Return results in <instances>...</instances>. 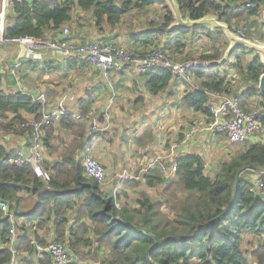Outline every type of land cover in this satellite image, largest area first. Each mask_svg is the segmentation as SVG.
Wrapping results in <instances>:
<instances>
[{
	"label": "trees",
	"instance_id": "16d2710c",
	"mask_svg": "<svg viewBox=\"0 0 264 264\" xmlns=\"http://www.w3.org/2000/svg\"><path fill=\"white\" fill-rule=\"evenodd\" d=\"M175 1L184 19L215 16L231 31H242L243 37L264 43V0H249L250 6L245 0ZM155 3L163 5L162 20L151 19L147 29L133 33L129 37L131 49L140 56L162 51L174 62L213 61L208 68L194 70L188 88L181 90L177 84L176 93L182 91L178 105L200 112L210 123L215 93L239 97L241 107L247 111L249 107L243 97L264 99L258 89L264 66L257 54L246 60L250 50L236 47L221 64L231 45L226 34L221 29L211 31L205 25L192 29L173 26L175 15L164 0H10L5 35L54 40L66 25L74 22L76 9L91 11L96 24L115 25L132 9ZM140 45L150 49L141 52ZM238 50L241 54L230 63L229 58ZM61 61L65 67L78 64L72 57ZM42 66V71L54 68L47 60ZM230 68L238 77H232ZM138 76L153 96L165 92L176 81L186 84L170 68L153 67ZM243 84L246 85L240 88ZM235 85L239 86L236 91ZM94 90L81 96L76 108H69L67 103L61 105L64 117L56 123L58 129L70 131L72 143L61 139L58 147L55 123L44 128L43 165L50 174V180L44 181L30 163L17 166L1 160L30 142V127L24 124L40 120L44 109L53 111L61 107L50 103L51 99L44 106L26 91H5L0 78V133L5 138L8 135L23 138L14 150L0 144V200L7 201L11 213L20 220L15 224L17 250L36 255L32 241L43 243L46 236L54 233V240L67 239L68 247L75 252L80 246L92 245L108 251L102 259L99 257L97 264H264V193L251 190L252 175L258 176L264 170V142L250 143L238 151L221 164L215 176L206 173L205 158L193 152L177 157L176 170L168 177L162 169H149L142 175L137 169L132 178L122 180L119 190L107 192L96 179L86 176L80 157L86 142L91 143L98 136L84 122L93 118L94 115H89L96 111L92 109ZM245 167L259 171L241 172ZM170 169L168 165L167 172ZM125 187L142 188L128 192ZM25 195L37 203V209L29 214L19 210ZM163 204L177 214L174 219L161 212ZM71 209L75 211L72 227ZM11 227L10 218L0 211V264L11 261ZM244 243L249 247L245 248ZM49 259L37 258L33 264H51Z\"/></svg>",
	"mask_w": 264,
	"mask_h": 264
},
{
	"label": "rangeland",
	"instance_id": "374dc122",
	"mask_svg": "<svg viewBox=\"0 0 264 264\" xmlns=\"http://www.w3.org/2000/svg\"><path fill=\"white\" fill-rule=\"evenodd\" d=\"M8 1L9 4L7 6V12L9 14L11 13V4L10 0ZM174 13H177L176 9ZM163 14V5L161 3H155L143 9H132L130 12L125 14L117 24L109 25L107 22L96 24L91 11L86 12L76 9L74 22L65 26V28L69 30L67 39L75 45H83L89 43L90 40H96L94 39L96 37L99 38L97 36L99 34L101 35L100 38L102 41H111L112 43L117 44L116 46H121L130 50L131 47L129 45V37L132 36L133 33L137 34L147 29L151 25V19L161 21ZM172 25L178 26L176 16ZM61 35L62 34H60V36ZM111 35L113 36L111 37ZM110 37L113 38V40ZM16 45L17 44L13 43L0 44V53H9L10 50H13V47L15 49ZM138 49L143 52L150 48L145 49L142 45H140ZM235 54L236 55L229 58L230 63H232L235 57L241 54V52L238 50ZM249 54L250 55H248L246 60L254 57L256 52L250 50ZM223 57H226V54ZM75 59L78 64L73 68L68 66L65 67L59 59H49V64H52L54 68L45 69L49 72L47 75L43 74L41 69L44 67L42 66L43 63L34 64L26 62L29 64V67H26L22 71L19 69L15 75L6 70V73L1 74L2 77L0 76V78H3L6 85V88L4 89L5 91H13L10 89L12 85L16 90H19L20 88L17 86L18 82L24 90L31 86L37 94H45L47 101L51 99L50 103H55L54 105L58 107L67 103L69 108H73L75 102H78V99L81 96H86L87 92L91 89L98 87L102 89L98 100L96 96V99L93 98L94 104L92 109L96 111L89 115H94L93 118L88 120V122H84L86 124L89 123L90 131L93 133L95 132L94 134H97L98 136H103V139L107 138L108 141L107 145L102 142L101 146L103 149L101 150V153L104 151V153L109 156L112 163L109 167L102 161L100 156L97 155V141H95V144L91 146L92 153L94 154L93 156L103 162L109 172V181L102 185L104 191L115 192L121 188L122 181L118 183V173L121 172L120 174L124 175L123 180L128 178V175L137 174V169L127 168L128 171H119L120 167H118L116 159H120L122 151L125 153L132 151L136 146L141 147L140 143L143 141L144 136H140L139 133L134 132V125L130 127L135 120L143 129H147V131L152 130V132H154L156 142L161 144L163 148L169 147L168 155L171 154L172 144H175L174 146H176V149L183 147L185 150L190 149L201 152L206 162V173L210 176H215L222 163L229 160L234 154L241 149L246 148L253 142L246 141L243 144H232L228 141L226 134L216 133L209 130V121L205 116H202L200 112H196L192 108L178 105L180 93L182 91L178 92V94L176 91L178 89V85L181 90L188 88V85L184 83L181 84L179 81H176L165 92L153 96L148 93L142 80L139 78L138 74L141 72H139V68L135 65L125 68L122 73L116 71L111 72L109 73L110 77L107 79V75L98 69L91 61L86 60V58L81 55L76 56ZM10 61L11 60L3 61L1 64L9 65ZM82 61L84 62L82 63ZM60 65H63V68H58ZM231 73L232 77H238L235 72ZM230 76L231 74H229V77ZM16 78H18V81H16ZM105 83H112L115 87L108 91ZM245 85L246 84H243L240 88ZM237 87L239 86L235 85V91ZM106 93L111 100L109 103L114 104L111 106V111L115 113V115L113 118L112 113L110 119L105 117L100 119L99 115L106 106L105 101H103ZM137 97L140 99L139 102H136L138 101ZM68 100L70 101L68 102ZM216 100L217 99L215 98V101ZM251 101H253L252 106H249V108H247L248 110L260 105L264 99H260L258 97L257 99L252 98ZM47 106L52 108L51 105ZM119 106L126 109V111H121ZM60 109H62V107ZM55 127L57 129V133H59L57 137L58 141H56L58 147L61 146V139L67 140V143L69 141L72 143L73 138L69 137V135H72L70 131H62L61 128L58 129V123H55ZM214 137L217 139L216 141L214 140ZM2 138L5 139L4 135L0 133V144H4ZM254 141L264 142V128ZM5 142V145L9 149H17L19 146V144H16L17 141L13 139ZM133 144H136V146H132ZM222 148H225V150ZM136 153L138 157H141L144 151L139 149ZM83 154L84 153L80 152V157H82ZM171 163L172 162H170L169 167L173 168ZM139 171V174L142 175V173L148 170L141 168ZM169 171L170 173L165 171L166 177L173 172V169H170ZM141 188L142 187L132 189L128 187L127 190L128 192H134L141 191ZM161 198L162 197L160 196V200L164 202V198ZM36 204V201L31 196L25 195L23 204L20 206V210L23 213L29 214L37 209ZM131 205L134 204L131 203ZM161 212L167 214L169 219H174L177 215L175 213H171L169 208L164 204L161 208ZM14 218L16 223L20 221L16 216ZM41 233H43V231H41ZM45 239L46 241H53L54 236L50 234L46 236ZM62 242L68 241L65 239L62 240ZM244 246L249 247L246 243H244ZM76 250L77 251L75 252L73 249L69 248L70 253L75 258V260H72L70 263L97 264L99 257L102 259V257L108 254V251L104 249L97 250V248L93 245L91 247L80 246L76 248ZM19 255L20 257L22 256V258L26 257L25 253L22 252H19ZM27 256L28 262H26V264L36 263L35 256L29 254ZM41 259H46V257H42Z\"/></svg>",
	"mask_w": 264,
	"mask_h": 264
},
{
	"label": "built area",
	"instance_id": "2783aa9c",
	"mask_svg": "<svg viewBox=\"0 0 264 264\" xmlns=\"http://www.w3.org/2000/svg\"><path fill=\"white\" fill-rule=\"evenodd\" d=\"M247 1V6L252 4ZM8 0L0 1V44L13 43L17 45L25 44L27 50L24 54L26 59L30 61H42L45 55H57L63 61L70 59L71 55L82 57L91 60V62L100 69L103 73L110 77L109 73L124 70L130 66H137L139 72H144L153 67L170 68L178 74L180 78L187 84L193 81L192 75L195 69L208 68L213 61L188 60L185 62H174L162 54V51H150L149 53L140 56L132 49L128 50L121 46H115L110 43L100 40H92L87 44L75 45L67 39L69 30L63 28L62 36L55 40H36L33 37H8L5 35V30L8 22L7 6ZM264 21V10L262 12ZM209 30L216 29L206 26ZM243 36L242 31L236 33ZM21 62H15L9 67V72L13 75L19 70ZM110 71V72H109ZM18 81V78H16ZM19 90L25 91L17 82ZM34 100L40 101L42 105H46V95L40 93L34 95ZM217 100L211 102V122L208 129L216 133L226 134L228 141L232 144H243L246 141H258L256 138L264 128V101L251 110L247 111L240 105V99L237 96L227 94L215 93L213 94ZM263 104V105H262ZM262 105V106H261ZM261 106V107H259ZM65 111L62 109H55L53 111L44 109L43 116L40 120L30 121L23 126L30 127V142L23 144L21 148L17 149L14 155L5 157L1 160L4 164H13L21 166L25 163H30L37 174L44 181L50 180V174L43 165L44 147L43 136L44 128L48 125L54 124L64 117ZM110 119V116L109 118ZM192 134V132H191ZM171 152L174 154L171 158L173 171L176 170V146L171 147ZM82 162L84 171L87 177L96 179L101 185L109 181V172L105 166L93 156L92 149L89 145L85 146L84 154L82 155ZM124 178V175L119 174L118 183ZM252 191L264 193V170L260 171L258 176L253 180ZM0 211L10 218L12 224L10 230V248L12 250L11 261L9 264H26L27 259L20 257L19 250L15 247L17 241L15 230V216L11 213L10 205L5 200H0ZM36 249V256L39 258L50 257L51 264H69L75 260L68 248V242L60 240L46 241L41 243L36 240L32 241ZM23 253V252H22ZM27 256L28 254L25 253Z\"/></svg>",
	"mask_w": 264,
	"mask_h": 264
},
{
	"label": "crops",
	"instance_id": "0c3cea01",
	"mask_svg": "<svg viewBox=\"0 0 264 264\" xmlns=\"http://www.w3.org/2000/svg\"><path fill=\"white\" fill-rule=\"evenodd\" d=\"M164 1L166 3L168 2L169 6L171 7V10H173L172 11L173 13H174V11L176 9V12L177 13H174V14H175L176 18L179 17V14H178V11H177V8H176L177 3L175 5L172 0H164ZM177 7H178V5H177ZM97 36L99 38L96 37L94 39L100 40L101 39L100 38L101 35L98 34ZM104 36H107V35H104ZM112 36L113 35H111V37ZM59 37H57V38H59ZM111 39L113 40V38H111ZM17 48H18V50H17ZM13 50H10L9 53L6 52L5 54H1L0 53V76L1 77H2L1 74L6 73V70L9 71V67H11L15 62H21L22 63L21 66L19 67V69L21 71L23 69H25L26 67H29V64L26 63L28 61H25L26 58L24 56L23 57L20 56L21 55V45H16L15 46V49L13 47ZM71 57H72V59H75L76 56L71 55L69 58L71 59ZM49 59H59L60 61L62 60L57 55H55V56L52 55L51 57L49 55H45V59H43L42 62L41 61H32L31 63H34V64H36V63H44L45 60L48 61ZM7 60L8 61L11 60L9 62V65L8 64L7 65L1 64V62L7 61ZM62 64H63V62H62ZM34 66H37V65H34ZM229 72H234V69L233 68H230L229 69ZM48 73L49 72H47V71H43V74H45V75H47ZM2 86H4V87H2V89L4 90L6 88V85H5L4 81H3V78H2ZM106 86H107L108 91L112 90L115 87V85H113L112 83L106 84ZM10 89L13 90V91H16V89L13 87V85H12V87ZM25 91L28 92L29 94H32V95H38L36 92H34V88L31 87V86H29L27 89H25ZM100 92H102V89L100 87L95 88L94 94L92 95L93 98H95V96H96V98L98 100V97H99ZM252 98L253 99L254 98L257 99L258 97L252 96L251 98H245V97L242 98V99H244V101L246 100V103H247L246 106L247 107L252 106V102H253V101H251ZM214 100H215V97L212 98V101L211 102H214ZM69 101L70 100H68V102ZM103 101H105V105L106 106L102 110V113L103 114L100 113V114H102L101 116H103V118H104L106 116V114H107V116H106L107 118H109V116L111 117L112 115H113V118H114L115 113H113L111 111V109H112L111 106H113L114 104L109 103V102H111V100H110V97L107 95V93L104 95ZM77 105H78V103L75 102V105H74L73 108H76ZM119 109L121 111H126V109H123L121 106H119ZM162 114H164V113H162ZM126 116H129V115H126ZM202 116H204V115H202ZM132 126H133L134 132H137V133H139V135L144 136V139L140 143L141 147H138V146H136V144H133L132 146H136V147H134V149L132 151H128V152H125V153H123V151H122V153L120 155V159L116 158L117 159V165H118V167H120L119 171L120 170H122V171H124V170L128 171L127 168H129V169H141V168H144V169H147V170H149V169H162V170L167 171V167H168V165L171 162V158L168 155L169 147L163 148L161 144H158L156 142V140H155L154 132H152V130L147 131V129H143L136 120L133 121V123H132V125L130 127H132ZM103 138H104L103 136H96L94 138V141L93 142H91V143L90 142L89 143L86 142L85 146L89 145L91 147L92 145L95 144V141H97V143H96V152H97V155L100 156V158L102 159V161L104 163H106V165H108V167H109L112 164L111 161H110L109 156L107 154H105L104 151L101 153V150L103 149L102 146H101L102 142L105 145H107V143H108L107 138H105V139H103ZM12 139L15 140V141H17L16 144H19V145L23 142V138L22 137H19V136L18 137H12L11 135H8L7 138H5V139L2 138L4 144H6L5 141H11ZM214 140L216 141L217 139L214 137ZM174 145L175 144H172V146H174ZM199 147H200V145H199ZM138 148L139 149H142L144 151V153L142 154L141 157H138L137 156L136 151L139 150ZM14 149H11V150H14ZM222 149L225 150V148H222ZM193 152H198L200 155L203 156V154L201 152H199L198 150H190V149H186L185 150V149H183V147H181L179 149H176L175 159L177 157L183 155V154L193 153ZM171 155L174 156V154H172V152H171ZM120 173H118V174H120ZM118 177H119V175H118ZM128 177L129 178H132L133 175H128ZM251 178L254 180L256 178V176L252 175ZM124 189L127 190L128 188L125 187ZM36 206H37V204H36ZM74 213H75V211L72 210V209L69 211V215H70V217H69V219H70L69 226L70 227H72V224L74 223V218H75L74 217L75 216ZM73 228L75 229L76 228V225H74ZM52 235L55 237V234L54 233H52ZM245 248H248V247H245ZM33 256H35L36 259L39 258L36 255H33ZM26 259H27V262H28V256H26ZM253 264H255V263H253Z\"/></svg>",
	"mask_w": 264,
	"mask_h": 264
},
{
	"label": "water",
	"instance_id": "95a60500",
	"mask_svg": "<svg viewBox=\"0 0 264 264\" xmlns=\"http://www.w3.org/2000/svg\"><path fill=\"white\" fill-rule=\"evenodd\" d=\"M172 1L176 5L177 2L175 0H172ZM177 5H176V8H177L179 17H177L178 26H176V27H180L182 29H192L196 26L205 25L208 27H212L214 29H221L226 34V36L230 39L231 45H230L229 49L227 50L226 57H223L220 60L221 64H223L225 62V60L227 59V56L229 54L228 52H230L232 49H234L236 47H244V48H247L251 51L253 50L254 52H256V54L261 59V63L264 66V43L255 42V41L247 39L243 36L237 35L235 32H233L229 29V26L225 22L220 21L215 16H206V17L198 19V20H190L189 18L184 19L180 14L179 8L177 7ZM26 50H27V46L25 44H21V55H20L21 57L24 56ZM258 89H259L260 93L264 96V73L259 78ZM247 169L257 170L255 167H245L241 170V172H243L244 170H247ZM257 171H259V170H257ZM241 172L239 173L238 178H237L238 179L237 180V187H238V182L240 179Z\"/></svg>",
	"mask_w": 264,
	"mask_h": 264
},
{
	"label": "clouds",
	"instance_id": "9594fccd",
	"mask_svg": "<svg viewBox=\"0 0 264 264\" xmlns=\"http://www.w3.org/2000/svg\"><path fill=\"white\" fill-rule=\"evenodd\" d=\"M208 29V28H207ZM230 47V46H229Z\"/></svg>",
	"mask_w": 264,
	"mask_h": 264
}]
</instances>
